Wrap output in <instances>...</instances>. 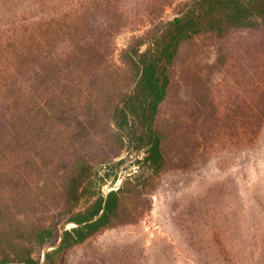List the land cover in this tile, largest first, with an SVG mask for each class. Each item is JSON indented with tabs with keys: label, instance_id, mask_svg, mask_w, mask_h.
I'll use <instances>...</instances> for the list:
<instances>
[{
	"label": "trees",
	"instance_id": "trees-1",
	"mask_svg": "<svg viewBox=\"0 0 264 264\" xmlns=\"http://www.w3.org/2000/svg\"><path fill=\"white\" fill-rule=\"evenodd\" d=\"M56 1V13L0 29V264H39L58 238L63 252L135 221L157 175L189 168L220 138L250 145L264 122V0H185L166 19L172 0L131 15L120 0ZM128 24L146 28L118 66L112 40ZM208 46L227 76L218 88L200 72ZM100 139L126 156L91 155ZM121 165L134 167L103 194ZM84 188L92 201L81 214ZM59 222L74 226L59 236Z\"/></svg>",
	"mask_w": 264,
	"mask_h": 264
},
{
	"label": "rangeland",
	"instance_id": "rangeland-1",
	"mask_svg": "<svg viewBox=\"0 0 264 264\" xmlns=\"http://www.w3.org/2000/svg\"><path fill=\"white\" fill-rule=\"evenodd\" d=\"M149 1L120 0L119 5L131 15ZM183 1L172 0L161 19L173 16ZM56 2L0 0V29L13 19L27 22L56 13ZM145 28L128 24L113 37L114 64L123 66L120 50ZM241 35L234 31L229 39L236 44ZM215 53L208 46L198 58L201 74L218 88L227 76L212 67ZM180 95L187 96L185 87ZM96 142L86 145L91 155L101 151L112 161L126 156L124 147L116 151L101 139ZM132 167H123L102 193L114 190ZM155 181L148 194L150 208L135 221L105 228L63 252L55 250L58 238L54 245L40 247L39 264H46L45 253L52 264H264V122L250 145L220 138L197 153L189 168L165 170ZM91 201L90 190L84 188L76 211L85 213ZM72 226L59 222V236Z\"/></svg>",
	"mask_w": 264,
	"mask_h": 264
}]
</instances>
